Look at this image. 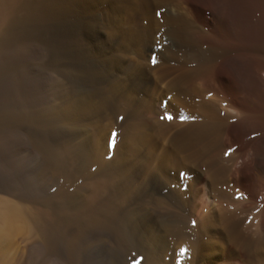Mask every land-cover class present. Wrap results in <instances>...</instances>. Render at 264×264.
Listing matches in <instances>:
<instances>
[{"label":"bare ground","instance_id":"obj_1","mask_svg":"<svg viewBox=\"0 0 264 264\" xmlns=\"http://www.w3.org/2000/svg\"><path fill=\"white\" fill-rule=\"evenodd\" d=\"M103 1L118 33L102 41L77 20L78 0H0V86L29 95L15 43L40 18L53 29L39 30V68L55 75L39 105L0 114L1 236L24 228L15 202L30 201L7 161L13 129L38 153L42 257L264 264V0ZM29 250L11 264H41Z\"/></svg>","mask_w":264,"mask_h":264},{"label":"rangeland","instance_id":"obj_2","mask_svg":"<svg viewBox=\"0 0 264 264\" xmlns=\"http://www.w3.org/2000/svg\"><path fill=\"white\" fill-rule=\"evenodd\" d=\"M79 1H80V6L78 7ZM87 1L86 0H78V5H77L78 8L75 6V8H77V10H78V11L76 10L77 14L75 13V15L77 17V20L81 24H84V25H88L89 26L91 24L90 26L94 27V30L97 33L102 35V38L100 39L102 41L105 40L104 37H106L107 34H110V32H114V30H115L116 32H114V34L113 33H111V34L115 35L116 33H118V31L115 28L113 30V27H115V23H113L114 20L112 19L111 13L108 11V8L106 6L107 4L105 3V1H103V0H90V3H89V0H87ZM85 3H87L88 5L85 4ZM81 5H83V6L81 7ZM89 5H91V6L89 7ZM98 7H100L99 10H98ZM84 8L88 9V10L85 11V10H83ZM102 9H103V11H102ZM79 14H80V16H79ZM98 16H100L99 18L101 19V21L98 18ZM144 19H145V15L143 13H141L140 16L138 17V19L136 20L137 22L135 24L127 22L128 26H126V24H125L124 28L126 27L125 29H126L127 32H131V28H134L133 26L141 28L142 25L144 24ZM89 20L91 22H89ZM92 21H93V23H92ZM52 22H53V19L51 17H49L48 19L47 18L36 19L35 21H32V23L28 24L29 26L26 25L21 30L20 35H19V39H18V41H16V43H15L16 45L15 46H17L16 48H20L21 49V52H20L21 57H20V61L19 62L22 64V66L24 65V67H25L22 70V72H21L22 73V77L24 79L23 83H25V85H26L25 86V90L27 91V94L29 93L30 96H31V92H33L32 96H31L33 98H31L29 95H27L25 97L27 99L24 98V99H20L19 100V98L16 97V94H13V92L11 91V86L9 84L10 80L6 78L7 80L5 79V81L3 80L4 82H2L3 86H0V88H1L0 89V114H11V113H14V112L15 113H20V112H22V111H24L26 109H30L29 106H31L33 104L32 103L33 101H34L35 105H39V97H38V95H39V83H40V81H42V84H40V85L43 86V87H46L50 83V80L55 77V75L53 74V71L51 69H47L48 70V71L46 70L47 74H45V71H44L45 69L39 68V61H40L39 59H41L40 58L41 56L39 55L40 54L39 53V30H47L48 31V28H49V31H52V29H53V23ZM50 27H51V30H50ZM103 31H105V32L107 31V32L105 33ZM198 38L199 37L195 38L196 42H200V38L199 39ZM121 41L119 40L118 43L122 47L121 44L123 42H121ZM123 49L126 50V51H123L124 57L126 59L130 60L132 58V56H133V54H132L133 52H131V49L128 52L127 50H129V49L128 48L125 49V47ZM6 60L7 61H12L11 57L7 58ZM42 71H43V73H42ZM9 73H10V76H9V74H7L8 76H6V77H14V76H11L12 75L11 72H9ZM39 74L43 75L42 78H40L41 76ZM47 80H48V82H47ZM29 81L33 82L32 83L33 85L29 84V83H31ZM34 82L38 83V84H34ZM26 83H28V85ZM4 89H6V90H4ZM30 90H32V91H30ZM29 102H30V104L31 103L32 104L30 105ZM15 107L17 108V111H16ZM7 111H8V113H7ZM11 130H13V129L7 130V132L4 134V137H3L4 138L3 143H4L5 147L7 148V151H9V156L7 157V159H8L7 161L9 162L8 165H9V167L13 166L12 167L13 169H18L19 166H21L22 168L24 167L22 170H21V167L17 170V173L19 175L22 174V175H20V176H22L21 177L22 179H21L20 183H22L24 186L20 185L19 188H16V191L18 193H21L24 196H26V198H28V200H30V201H28V202L27 201H25V202L22 201L20 203L15 202V206L18 208V210L21 212V214L26 219V225L24 226V228L21 229L18 232H15V233L11 234L9 236V238H7V239H4L1 236V233H0V242H1L0 243V264H11L17 257H19L29 247H30L29 252L31 251L29 253V255L32 258V261L34 263H35V261L39 260V261H41L40 262L41 264H55L56 261L54 259H52L50 257H42L43 254H42L41 248L38 245L34 244L35 241H36L35 240L36 237H35V235L32 232V225H31L32 223H31V220H30V216H31L30 214H31V212H33V209L36 208V207L39 208V179H37L36 175H34V174H38V172H37L38 171L37 170L38 153H37V151H35L34 144L31 141L26 140L20 133L16 132L15 130H13L14 133ZM14 142H15V144H13ZM8 145L11 147L10 150H8L10 148V147H7ZM29 149H30L31 152L29 151ZM28 151H29V153H28ZM30 157H32V158H30ZM30 159L31 160L33 159L32 163H31ZM28 162H29V164L31 163V165H29ZM32 164H33L34 167L32 166ZM17 165H19V166H17ZM25 166H26V168H25ZM28 166H29V168L31 167L30 171H29ZM35 172H37V173H35ZM33 175H34V177H33ZM28 181H29V183H28ZM1 183H3V182L0 181V184ZM30 186H32V187H30ZM29 189H32V190L30 191ZM1 227H2V225L0 223V228ZM31 249H33V250H31ZM46 258H48V259H46Z\"/></svg>","mask_w":264,"mask_h":264},{"label":"snow or ice","instance_id":"obj_3","mask_svg":"<svg viewBox=\"0 0 264 264\" xmlns=\"http://www.w3.org/2000/svg\"><path fill=\"white\" fill-rule=\"evenodd\" d=\"M153 62L155 63V60H153ZM168 119L171 120L173 117L171 115H168L167 117L162 116L161 119ZM116 133H112L113 138L115 137ZM187 251V249H181L180 250V255L183 256L185 254V252Z\"/></svg>","mask_w":264,"mask_h":264}]
</instances>
